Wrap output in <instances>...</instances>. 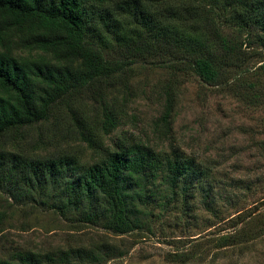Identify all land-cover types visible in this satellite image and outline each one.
Here are the masks:
<instances>
[{
  "label": "trees",
  "instance_id": "1",
  "mask_svg": "<svg viewBox=\"0 0 264 264\" xmlns=\"http://www.w3.org/2000/svg\"><path fill=\"white\" fill-rule=\"evenodd\" d=\"M212 1L233 11V25L245 29L256 24L264 33V13L257 0ZM110 2L111 7L102 8ZM183 2L0 0V138H18L26 127L51 121L60 136L78 135L99 149L102 133L118 127L107 105L110 92L127 90L135 59L148 55H169L175 61L167 67L174 72L190 70L206 84L227 87L224 62L211 57L218 47L224 52V56L217 53L218 57L228 58V49L213 40L219 34L200 7ZM23 49L43 55H18ZM104 50L121 53L124 61L108 60ZM263 73L264 65L253 78L241 75L231 90L249 104H261ZM164 92L161 122L170 130L176 95L171 86ZM210 172L191 157L156 153L124 137L93 164L69 151L36 157L0 150V192L10 195L12 206L25 217L50 210L76 224L104 226L118 236L146 227L152 216L147 210L155 199L153 180L159 174L171 197L187 199V188L179 192V186L190 177L204 178ZM253 233L235 229L218 243L233 247ZM97 256L91 255L90 261L99 262ZM12 264L64 263L52 253L29 252Z\"/></svg>",
  "mask_w": 264,
  "mask_h": 264
},
{
  "label": "rangeland",
  "instance_id": "2",
  "mask_svg": "<svg viewBox=\"0 0 264 264\" xmlns=\"http://www.w3.org/2000/svg\"><path fill=\"white\" fill-rule=\"evenodd\" d=\"M178 1L199 6L219 34L213 40L228 49V58L218 57L219 52L224 56L218 47L211 57L224 62L227 87L206 84L190 70L174 72L167 67L175 61L169 55L137 58L129 88L114 89L108 96L118 127L102 133L99 149L78 135L60 136L48 121L26 127L18 138L1 137L0 150L36 157L69 151L93 164L124 137L156 153L191 157L211 169L209 176L184 181L178 191L186 187L187 199L181 193L175 199L159 174L153 180L155 199L146 227L122 236L104 226L76 224L50 210L25 217L12 206L11 196L0 192V264L19 263L20 255L29 252L52 253L64 264H264V99L252 105L231 90L237 78H253L264 65L263 29L233 25V11L212 0ZM257 3L264 13V0ZM104 51L108 60L124 61L121 53ZM17 54L43 55L34 49ZM168 86L176 95L170 130L161 122ZM102 119L101 114L98 125ZM235 229L254 233L236 246H220L218 240ZM91 255L100 261L92 263Z\"/></svg>",
  "mask_w": 264,
  "mask_h": 264
}]
</instances>
